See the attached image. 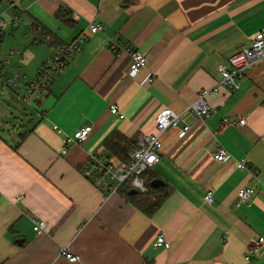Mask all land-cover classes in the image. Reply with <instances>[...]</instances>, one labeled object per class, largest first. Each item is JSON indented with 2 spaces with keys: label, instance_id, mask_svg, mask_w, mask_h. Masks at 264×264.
Masks as SVG:
<instances>
[{
  "label": "crops",
  "instance_id": "1",
  "mask_svg": "<svg viewBox=\"0 0 264 264\" xmlns=\"http://www.w3.org/2000/svg\"><path fill=\"white\" fill-rule=\"evenodd\" d=\"M59 8L75 25L55 16ZM92 21L103 30L91 32ZM259 31L264 0H0V264H264V58L239 89L219 85L220 64ZM81 34L51 88L27 99L44 62ZM115 40L148 64L131 75L130 52L112 49ZM215 87L206 100L217 111L202 120L189 103ZM166 106L191 129L164 132L151 170L170 193L148 214L82 168L114 131L136 141L155 132ZM87 124L88 138L63 153L65 135ZM218 143L224 161L214 158ZM246 186L255 189L249 202L239 196ZM34 219L47 221L44 232ZM161 232L169 247L154 246ZM63 245L81 259L66 258Z\"/></svg>",
  "mask_w": 264,
  "mask_h": 264
},
{
  "label": "built area",
  "instance_id": "2",
  "mask_svg": "<svg viewBox=\"0 0 264 264\" xmlns=\"http://www.w3.org/2000/svg\"><path fill=\"white\" fill-rule=\"evenodd\" d=\"M104 25L99 22L92 21L89 24L91 32L102 31ZM86 36L81 34L74 40L58 48L53 56L48 58L42 65L36 78L32 80L27 88L25 97L31 98L34 93L41 92L51 88L56 75L64 69L69 63L70 59L80 51ZM1 41V38H0ZM112 49L119 52L125 49L130 52L131 62L129 65V72L135 75L141 68L148 64L147 56L132 46L124 45L120 41H113L111 43ZM264 58V31L257 32L250 40V45L243 46L232 53L227 63H222L219 66L221 79L219 85H225L232 90H237L242 85V80L246 68L254 65L260 59ZM150 81L154 80L153 76H148ZM218 87L212 89L200 90L198 97L189 103L188 109L202 120H207L213 113L217 111L216 107L212 106L207 100L206 96L210 93L216 92ZM111 111L124 117L125 114L119 111L117 105L111 106ZM225 122L229 120L224 119ZM239 124H244L246 119L239 118ZM171 127L178 128V136L184 137L191 129V124L188 122L182 123V118L179 112L171 107H164L157 115L156 131L153 133H145L141 135L136 141V147L129 151V160H118L111 154L96 152L90 156L89 161L82 168V173L88 177L93 184L99 189L105 190L107 195L119 192L123 185L136 188L137 191H147L146 178L143 173L152 169L154 165L161 159V149L163 148V134ZM54 128L60 131L58 125ZM92 131V125L87 124L77 129L73 134H66L64 138V147L62 152L66 153L68 148L73 143H82L85 141ZM230 153L222 144L217 145L214 152V158L217 161H224L229 157ZM240 168H248L254 173H257V168L248 166L246 159L238 161ZM254 187L246 186L239 190L240 199L243 202H249L254 194ZM209 203L213 202V191L208 190L205 195ZM35 229L38 232H44L47 227V221L43 219H34ZM264 244V237L259 238ZM154 246L169 247L170 242L167 240L165 233L158 234L154 241ZM60 252L69 260L76 261L81 259V255L71 251L68 245L60 247Z\"/></svg>",
  "mask_w": 264,
  "mask_h": 264
},
{
  "label": "trees",
  "instance_id": "3",
  "mask_svg": "<svg viewBox=\"0 0 264 264\" xmlns=\"http://www.w3.org/2000/svg\"><path fill=\"white\" fill-rule=\"evenodd\" d=\"M55 16L67 25H75V21L72 18V12L68 9L59 8L56 11ZM63 45H65V43L61 46ZM103 146L105 149L102 153L107 150V152L114 155L116 159L128 161L129 151L136 147V140L128 138L119 131H114L103 141ZM143 175L144 177L146 176L148 180L146 182L148 187L147 191H136L135 193H130L132 188L130 186L123 185L120 187L119 192H121L128 199V201L142 209L144 212L153 214L169 195L170 189L168 184L157 187L151 184V181L158 177V175L152 172L151 169L146 170Z\"/></svg>",
  "mask_w": 264,
  "mask_h": 264
},
{
  "label": "water",
  "instance_id": "4",
  "mask_svg": "<svg viewBox=\"0 0 264 264\" xmlns=\"http://www.w3.org/2000/svg\"><path fill=\"white\" fill-rule=\"evenodd\" d=\"M151 184L153 185V186H160V185H163L164 184V180L163 179H161V178H159V177H157V178H154L152 181H151ZM137 191V189L136 188H132L131 190H130V193H135Z\"/></svg>",
  "mask_w": 264,
  "mask_h": 264
},
{
  "label": "rangeland",
  "instance_id": "5",
  "mask_svg": "<svg viewBox=\"0 0 264 264\" xmlns=\"http://www.w3.org/2000/svg\"><path fill=\"white\" fill-rule=\"evenodd\" d=\"M3 85H2V83H0V87H2ZM27 109H29V107H27V106H25ZM74 144V143H73ZM72 145V144H71Z\"/></svg>",
  "mask_w": 264,
  "mask_h": 264
}]
</instances>
